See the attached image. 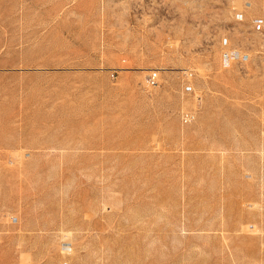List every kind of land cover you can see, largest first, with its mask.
<instances>
[{
	"label": "rangeland",
	"instance_id": "374dc122",
	"mask_svg": "<svg viewBox=\"0 0 264 264\" xmlns=\"http://www.w3.org/2000/svg\"><path fill=\"white\" fill-rule=\"evenodd\" d=\"M0 264H264V0H0Z\"/></svg>",
	"mask_w": 264,
	"mask_h": 264
},
{
	"label": "built area",
	"instance_id": "2783aa9c",
	"mask_svg": "<svg viewBox=\"0 0 264 264\" xmlns=\"http://www.w3.org/2000/svg\"><path fill=\"white\" fill-rule=\"evenodd\" d=\"M151 83L154 84L155 83V78L157 77L155 74H151ZM187 119V118H185Z\"/></svg>",
	"mask_w": 264,
	"mask_h": 264
}]
</instances>
